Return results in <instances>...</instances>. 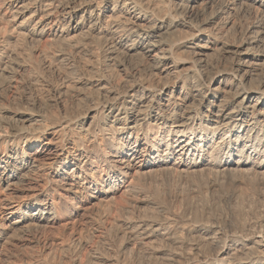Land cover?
<instances>
[{
    "label": "bare ground",
    "instance_id": "obj_1",
    "mask_svg": "<svg viewBox=\"0 0 264 264\" xmlns=\"http://www.w3.org/2000/svg\"><path fill=\"white\" fill-rule=\"evenodd\" d=\"M161 175L218 220L49 239ZM0 212V264H264V0H0Z\"/></svg>",
    "mask_w": 264,
    "mask_h": 264
},
{
    "label": "rangeland",
    "instance_id": "obj_2",
    "mask_svg": "<svg viewBox=\"0 0 264 264\" xmlns=\"http://www.w3.org/2000/svg\"><path fill=\"white\" fill-rule=\"evenodd\" d=\"M182 180L183 179H180L178 177L173 178L166 175H161L160 177L154 179L144 180L143 182L144 188L142 189V191L144 192L143 194L149 195V197H151L152 199L151 203L145 204L138 209L132 207L134 201L131 200V198H127V200L123 204H117L114 202H111L110 204V201L109 202L102 201L98 203L96 206L90 207L87 210H85L82 220L77 226L73 227V225L67 224L63 227H58L52 232L53 234L51 233L49 235V239L56 242L58 241L60 242L62 241V239L68 241V239L71 237V235H73V233L75 234L81 232L83 235H87V234L93 235L94 233L96 234L99 231L102 232L103 227L102 225L99 224L100 220L98 221L99 214L102 213V211L104 214L105 213H107V215L112 214L110 215V217L117 218L120 220H124L127 219V217L129 218L131 216L137 215L138 210L140 214L146 211L145 216L155 217L158 219H164L166 216L172 215L174 219H178L179 216L180 217L188 216L194 221L218 220L217 216L221 214L220 212H222V209L203 210L204 212L201 209H199L198 211L199 213H198L197 211H195V208L191 207L192 196L190 197L191 192L188 186L187 189L184 191L183 196H180L181 198L180 197L177 198L179 187L185 185V180L183 181ZM177 213L178 216H175L177 215ZM9 215L10 214L8 212H4V213L0 212V219L2 216L12 217V214L10 216ZM180 219L181 218H179L178 220ZM109 232L110 231H107L106 233ZM111 236H113V233L111 234ZM91 242H92V244L90 243L91 246L93 247L95 246L99 248L100 251L103 250L102 243L101 245L100 243L96 244L97 242L94 243V240H91ZM8 247L13 252H16L17 250V255L18 254L19 255L18 256L15 255L9 261L4 260L3 264H20L21 261L19 260V258H22V260L27 259L32 262H34V260H37L38 249L36 247L35 248L30 247L27 253H21L19 249L10 246V244H8ZM31 248L33 251L31 250ZM139 255L133 258L134 259L133 262L135 264H143V263L145 264L144 261H141L143 260V258H141L142 255L141 257Z\"/></svg>",
    "mask_w": 264,
    "mask_h": 264
}]
</instances>
